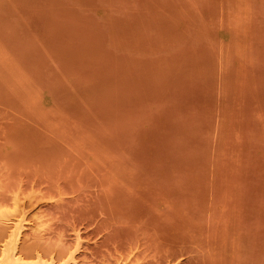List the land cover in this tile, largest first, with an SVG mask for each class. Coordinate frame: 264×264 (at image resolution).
I'll return each mask as SVG.
<instances>
[{"label": "rangeland", "instance_id": "374dc122", "mask_svg": "<svg viewBox=\"0 0 264 264\" xmlns=\"http://www.w3.org/2000/svg\"><path fill=\"white\" fill-rule=\"evenodd\" d=\"M7 260L264 264V0H0Z\"/></svg>", "mask_w": 264, "mask_h": 264}, {"label": "bare ground", "instance_id": "6f19581e", "mask_svg": "<svg viewBox=\"0 0 264 264\" xmlns=\"http://www.w3.org/2000/svg\"><path fill=\"white\" fill-rule=\"evenodd\" d=\"M9 219H11V218H9ZM8 220V219H7ZM14 220V219H13ZM21 220H23V219H21ZM9 221V220H8ZM15 221H18L19 222V220H16L15 219ZM15 221H9V223H11V224H13V226L12 227H14L15 229H14V238L15 239H19L20 238V235H21V233H22V230H23V228H25V226H24V224H23V222L21 221V222H16V223H14ZM23 221H25V219L23 220ZM26 223L28 222V221H25ZM24 222V223H25ZM8 223V222H7ZM8 223V224H9ZM30 223V222H29ZM28 224V223H27ZM26 225V224H25ZM14 251V250H13ZM10 253H12V250H11V252ZM6 258H8V257H6ZM11 258H13V253H12V255H11ZM10 259V258H9ZM55 260V259H54ZM11 261V260H10ZM10 261H6L4 264H9L10 263ZM18 261V260H17ZM3 262V261H2ZM12 262V261H11ZM55 262H56V260H55ZM54 261H52V262H49V264H56ZM74 262V264H75V261H73ZM1 264V263H0ZM14 264H16L15 262H14ZM17 264H19V263H17ZM62 264V263H61ZM66 264V263H65ZM118 264H120V263H118Z\"/></svg>", "mask_w": 264, "mask_h": 264}]
</instances>
